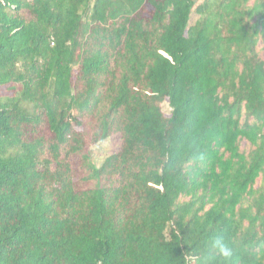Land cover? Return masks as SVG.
Segmentation results:
<instances>
[{"label": "trees", "instance_id": "1", "mask_svg": "<svg viewBox=\"0 0 264 264\" xmlns=\"http://www.w3.org/2000/svg\"><path fill=\"white\" fill-rule=\"evenodd\" d=\"M261 53L264 0H0V264H264Z\"/></svg>", "mask_w": 264, "mask_h": 264}, {"label": "rangeland", "instance_id": "2", "mask_svg": "<svg viewBox=\"0 0 264 264\" xmlns=\"http://www.w3.org/2000/svg\"><path fill=\"white\" fill-rule=\"evenodd\" d=\"M201 2L202 0H197V4H201ZM20 15L25 20L31 19V15L28 14V12L26 11H21ZM196 20H197V16L194 13H192L189 25H193ZM261 56H264V53H261ZM162 110L165 114L167 115L169 114V108L167 107V105L164 104L162 106ZM119 145H120L119 138L114 136V137L104 140L103 142L97 145H88L87 149L89 150L91 154L92 161L101 163L104 159L114 154L118 150ZM247 147L248 145L245 142L241 144V148L243 150H246Z\"/></svg>", "mask_w": 264, "mask_h": 264}, {"label": "clouds", "instance_id": "3", "mask_svg": "<svg viewBox=\"0 0 264 264\" xmlns=\"http://www.w3.org/2000/svg\"><path fill=\"white\" fill-rule=\"evenodd\" d=\"M202 159L201 155H196L193 157L192 163L195 164ZM210 248L213 250L215 257L218 258L219 264H232L236 249L230 240L217 237L211 241Z\"/></svg>", "mask_w": 264, "mask_h": 264}]
</instances>
